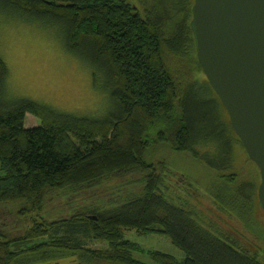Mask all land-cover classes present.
Here are the masks:
<instances>
[{
	"label": "trees",
	"instance_id": "obj_1",
	"mask_svg": "<svg viewBox=\"0 0 264 264\" xmlns=\"http://www.w3.org/2000/svg\"><path fill=\"white\" fill-rule=\"evenodd\" d=\"M193 3L181 7L179 21L176 10H165L160 1L145 11L131 0H0L1 12L60 29L66 48L84 56L105 77L111 102L108 112L93 116L59 113L28 99L7 102L1 93L9 69L0 56V203H22L20 212L32 218L57 192L114 184L134 173L144 176L140 188L114 207H87L60 223L34 217L33 226L18 238L0 232V264H60L49 260L66 255H76L82 264H264V255L220 233L213 222L204 224L184 196L186 188L167 178L169 164L146 156L157 144L176 154L191 152L207 164L213 153L219 162L209 163L221 170L234 166L235 145L242 143L204 78L197 53L193 60L202 77L183 69L188 47L195 48ZM200 81L208 85L213 100L200 96ZM28 114L41 124L27 127ZM202 145L208 147L207 155L199 157ZM223 178L234 184V177ZM259 184L249 182L248 189L239 185L235 194H226L222 186L218 194L230 204L244 200L243 213L250 215L256 203L262 208L256 200ZM252 199L256 202L248 209ZM60 226H67L72 236L105 241L108 248L92 249L78 237L72 242L50 235ZM125 230L166 235L185 257L180 261L166 252L145 250ZM46 236L47 241H35ZM136 253L147 254L154 263Z\"/></svg>",
	"mask_w": 264,
	"mask_h": 264
},
{
	"label": "rangeland",
	"instance_id": "obj_2",
	"mask_svg": "<svg viewBox=\"0 0 264 264\" xmlns=\"http://www.w3.org/2000/svg\"><path fill=\"white\" fill-rule=\"evenodd\" d=\"M131 1L139 8L143 5L145 11L151 10L150 6L154 7L156 1L164 2L167 5L165 10H176V13L179 14L181 7H188L191 0ZM181 18L182 15L179 14L177 19L181 21ZM188 49L189 57L187 62L182 61L183 69H187L188 74L202 77L197 69L198 63L193 60L196 49L193 45ZM0 56L9 69L8 79L1 93L7 102L28 99L44 106H50L59 113L89 114L92 116L93 114L102 115L110 109V97L105 91V77L100 72L95 71L84 56L73 54L66 48L65 38H63L62 31L57 27L45 26L26 17L8 15L0 11ZM179 64L176 62L175 66H179ZM200 82V96L202 98L209 97L213 100L208 85L204 81ZM196 120L198 121V119ZM38 124H41L40 118L32 114L27 115L25 122L27 127ZM207 148L204 145L199 148V157L207 155L205 153ZM211 155L213 153L209 154L207 164L198 157H194L191 152L176 154L170 151L168 147L158 144L153 145L146 154L152 162L164 161L169 164V173H166L167 178L171 181H177V187L186 188L183 194L188 200H191L193 209L204 224L207 221L213 222L215 227L219 228L220 233L228 234L252 253L259 252L263 256V210L260 207H255L251 210L250 215L247 212L244 214L242 208L245 205L244 200H235L230 204L228 200L224 201L223 197L218 194V188L222 186H224L226 194H230V192L235 194L234 190L239 185L241 188L248 189L249 185L247 187V184L249 182L256 184L257 181H260L259 167L249 158L241 142L234 148L233 167L228 168L227 166L225 169H216L217 167L212 166L209 160L217 163L219 159ZM220 175L222 177L227 175L234 177V184L231 183L229 186L224 178L221 179ZM143 177L142 174L134 173L126 181L123 180L124 182L103 183L93 188L73 192H57L47 198L40 214L33 215L32 218L20 212L22 203H0V232L10 238H18L33 226L34 217L39 222L60 223L79 215L87 207L95 205L114 207L131 190L140 188ZM124 183L129 186L123 187L122 184ZM199 202H202L203 205L201 206ZM255 202L256 200H250L248 209L252 208ZM68 230L67 226H60L57 229H51L50 235L65 236L70 238L72 242L78 237L84 246L92 249L108 248L105 241L92 239L86 234L72 236ZM125 231L128 239L138 243L145 250L166 252L174 255L180 261L185 257L183 251L175 246L166 235L156 233L141 235L135 230ZM47 240L46 236L35 241ZM135 256L145 262L154 263L147 254L136 253ZM260 259L263 258L260 257ZM49 261L60 264H82L76 255L53 257Z\"/></svg>",
	"mask_w": 264,
	"mask_h": 264
},
{
	"label": "water",
	"instance_id": "obj_3",
	"mask_svg": "<svg viewBox=\"0 0 264 264\" xmlns=\"http://www.w3.org/2000/svg\"><path fill=\"white\" fill-rule=\"evenodd\" d=\"M197 58L259 167L264 211V0H194Z\"/></svg>",
	"mask_w": 264,
	"mask_h": 264
},
{
	"label": "flooded vegetation",
	"instance_id": "obj_4",
	"mask_svg": "<svg viewBox=\"0 0 264 264\" xmlns=\"http://www.w3.org/2000/svg\"><path fill=\"white\" fill-rule=\"evenodd\" d=\"M260 182H261V176H260V181H259V183H260ZM254 200H255V199H254ZM256 200H259V199H258V196H257V199H256ZM255 207H259L258 203L255 204ZM261 209H262V208H261ZM263 212H264V211H263Z\"/></svg>",
	"mask_w": 264,
	"mask_h": 264
}]
</instances>
